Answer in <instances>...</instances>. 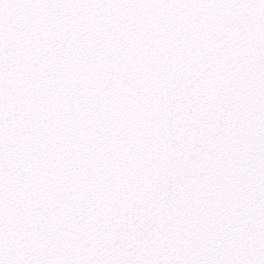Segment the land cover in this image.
I'll return each mask as SVG.
<instances>
[{
  "label": "snow or ice",
  "instance_id": "snow-or-ice-1",
  "mask_svg": "<svg viewBox=\"0 0 264 264\" xmlns=\"http://www.w3.org/2000/svg\"><path fill=\"white\" fill-rule=\"evenodd\" d=\"M0 264H264V0H0Z\"/></svg>",
  "mask_w": 264,
  "mask_h": 264
}]
</instances>
